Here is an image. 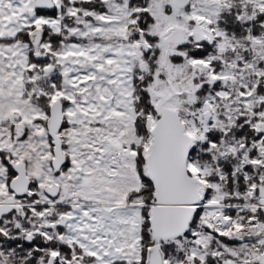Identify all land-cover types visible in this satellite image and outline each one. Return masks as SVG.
<instances>
[{
  "label": "snow or ice",
  "instance_id": "1",
  "mask_svg": "<svg viewBox=\"0 0 264 264\" xmlns=\"http://www.w3.org/2000/svg\"><path fill=\"white\" fill-rule=\"evenodd\" d=\"M0 264H264V0H0Z\"/></svg>",
  "mask_w": 264,
  "mask_h": 264
}]
</instances>
